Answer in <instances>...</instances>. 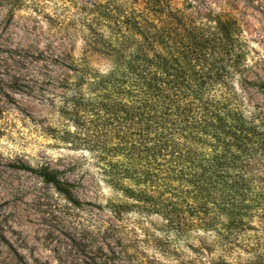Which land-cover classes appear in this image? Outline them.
I'll list each match as a JSON object with an SVG mask.
<instances>
[{
  "label": "rangeland",
  "instance_id": "rangeland-1",
  "mask_svg": "<svg viewBox=\"0 0 264 264\" xmlns=\"http://www.w3.org/2000/svg\"><path fill=\"white\" fill-rule=\"evenodd\" d=\"M161 1L223 38V86L246 116H264V0H0V264H264V203L242 218L214 216L190 208L200 204L182 189L167 191L169 220L106 182L102 152L62 139L76 132L62 115L69 65L88 57L111 67L86 54L90 26L109 34V12L157 20ZM23 165L60 171L79 203Z\"/></svg>",
  "mask_w": 264,
  "mask_h": 264
},
{
  "label": "trees",
  "instance_id": "trees-1",
  "mask_svg": "<svg viewBox=\"0 0 264 264\" xmlns=\"http://www.w3.org/2000/svg\"><path fill=\"white\" fill-rule=\"evenodd\" d=\"M158 6L157 20L109 12L107 35L90 26L86 54L111 67L96 69L88 57L80 67L69 65L76 77L62 79V115L76 132L65 131L62 139L102 152L106 182L167 219L174 201L163 196L181 189L200 204L189 206L196 211L242 218L264 203V178L255 175L264 167V116H246L223 86L228 77L217 57L227 47L223 38L212 27L182 22L169 4ZM120 156L129 163L108 161ZM20 167L79 203L60 171Z\"/></svg>",
  "mask_w": 264,
  "mask_h": 264
}]
</instances>
